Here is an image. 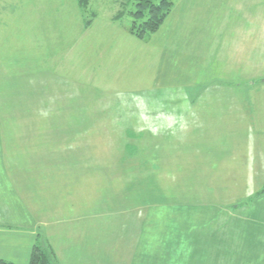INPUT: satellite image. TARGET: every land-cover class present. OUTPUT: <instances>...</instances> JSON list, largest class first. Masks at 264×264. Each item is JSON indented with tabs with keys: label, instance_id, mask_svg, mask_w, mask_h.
Here are the masks:
<instances>
[{
	"label": "rangeland",
	"instance_id": "rangeland-1",
	"mask_svg": "<svg viewBox=\"0 0 264 264\" xmlns=\"http://www.w3.org/2000/svg\"><path fill=\"white\" fill-rule=\"evenodd\" d=\"M123 5L0 0V152L9 154L0 156V227L28 229L44 246L75 222L92 221L97 236L150 232L144 246L174 245L179 262L188 244L228 237L218 264H252L264 249V182L238 181L237 135H220L226 123L236 131V114L213 112L209 123L202 108L207 131L197 121L206 135L195 138L185 101L236 95L248 115L264 95V68L187 75L182 56L161 62L150 46L157 33L174 36L177 16L139 40L129 15L116 19Z\"/></svg>",
	"mask_w": 264,
	"mask_h": 264
},
{
	"label": "crops",
	"instance_id": "crops-1",
	"mask_svg": "<svg viewBox=\"0 0 264 264\" xmlns=\"http://www.w3.org/2000/svg\"><path fill=\"white\" fill-rule=\"evenodd\" d=\"M173 1V9L168 18L176 15L179 26L176 28L177 31L174 36L165 34L161 37L162 35H158V33L153 35L156 37L155 42L150 46L156 48L155 54L157 55L153 59L157 58L162 62V57L166 54L174 58L182 56L184 59L182 66L187 69L191 68L189 73L184 72L187 75L208 74L210 72L222 73L225 70L223 65L226 64L233 67L245 63L247 65L244 68L247 69L264 68V0H179L177 3V5H181L179 10H177L178 7L176 8L177 1ZM158 38V41L164 45L161 51L156 47ZM232 54L244 56L240 62H237L238 60ZM245 56L250 57L245 59ZM233 69L238 70L239 68L233 67ZM256 83L257 81H251L247 83V86H255ZM239 85L237 84V86ZM263 97L264 95L259 96L258 100L260 102L254 105L250 111H246L248 115H245L242 108V102L244 101L236 95L233 97H202L185 101L187 103L186 107L189 109L186 113L193 114L190 118V122L193 120V123L190 124V130L197 133H190V136L195 138L206 135L202 131H207L202 116H196L201 114L202 108L205 122L209 123L211 121L206 119L211 117L213 112L236 114V131L233 129V123H226L228 126L225 127L224 133H219H221V136L237 135L236 141L239 149L236 155L239 160L237 165L241 176L238 181L241 182H264ZM227 119H234V117L228 115ZM197 121L201 122L204 127L202 133H198ZM7 152V149H1L0 156L3 157V163H6L4 157L9 155ZM153 160H156V156L152 157ZM262 190L258 201L261 204L260 213L262 217L260 229L263 231L264 188ZM252 200L250 202L256 201ZM9 202L7 201V203ZM234 209H238L237 206ZM2 217L1 215L0 220ZM254 224H257L256 221H254ZM92 229V221L81 222V224L75 222L62 226L59 234L55 235L54 241L46 244V246L48 244L52 245L55 251V264H197V262H200L199 260H205L206 263L204 261V264H209L210 261V264H218L220 257L217 250L232 247L230 246L232 237L229 238L231 240H228L227 236L225 243L218 236V241L215 243L210 242V244L208 242V244L203 243L201 248L198 246V248L192 249L191 245L188 244L184 250L191 249L192 254H185L184 262H179L176 261L173 255L175 253L174 245L166 246L160 250L150 241V246H148V243L144 246V243L151 239L150 232L145 234L142 232H138V234L115 233L113 236L110 234L97 236L94 235ZM35 237V234L25 228L23 230L0 227V262L7 260L16 264H29L30 255L37 240V237L36 239ZM258 241H260V238ZM43 245L45 244L43 243ZM162 254L167 255V257L163 256L161 258ZM205 255H208V257L204 258ZM259 260L264 264V249L263 255L258 254L252 264H258Z\"/></svg>",
	"mask_w": 264,
	"mask_h": 264
},
{
	"label": "trees",
	"instance_id": "trees-1",
	"mask_svg": "<svg viewBox=\"0 0 264 264\" xmlns=\"http://www.w3.org/2000/svg\"><path fill=\"white\" fill-rule=\"evenodd\" d=\"M80 5L88 8L89 0H79ZM125 1V2H124ZM123 7L130 6L126 11L120 9L117 18L131 17L129 33L139 40L147 39L158 32L166 19L171 15L173 0H123ZM56 256L52 245H42L38 240L30 255L29 264H55ZM0 264H16L3 260Z\"/></svg>",
	"mask_w": 264,
	"mask_h": 264
}]
</instances>
